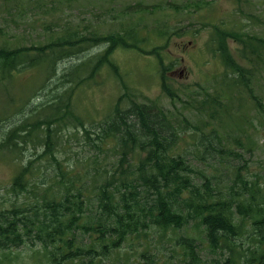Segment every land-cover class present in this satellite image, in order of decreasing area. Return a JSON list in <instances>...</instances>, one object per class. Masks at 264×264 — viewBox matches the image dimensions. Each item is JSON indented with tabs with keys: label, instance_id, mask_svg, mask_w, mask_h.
Masks as SVG:
<instances>
[{
	"label": "trees",
	"instance_id": "trees-1",
	"mask_svg": "<svg viewBox=\"0 0 264 264\" xmlns=\"http://www.w3.org/2000/svg\"><path fill=\"white\" fill-rule=\"evenodd\" d=\"M238 5L241 19L212 25L211 43L224 63V79L221 88L205 89L196 100L208 119L193 126L188 135L193 142L157 103L132 101L123 107L119 100L90 126L72 108L74 90L100 68L108 65L122 77L112 60L119 48L155 54L163 90L172 102L178 97L162 46H145L151 35L142 33L149 28L139 22L108 34L66 30L46 45L0 46L3 86L26 68L45 69L51 79L59 62L78 60L69 61L57 78L70 82L71 89L59 92L55 86L60 90L34 107L30 97L21 105L9 101L19 114L30 109L17 124L0 109V151L13 153L35 137L43 148L5 187L7 197L0 195V256L6 259L8 250L30 245L44 250L47 264H264V175L253 173L235 149L244 147L241 136L220 130L229 101L239 100L240 91L264 112L252 86L264 66V36L248 30L261 17ZM155 32L169 37L160 26ZM94 46L101 47L99 53L88 52ZM2 100L0 108H6ZM73 135L79 149L68 150L63 142ZM134 242L147 247L136 258L129 253Z\"/></svg>",
	"mask_w": 264,
	"mask_h": 264
},
{
	"label": "rangeland",
	"instance_id": "rangeland-1",
	"mask_svg": "<svg viewBox=\"0 0 264 264\" xmlns=\"http://www.w3.org/2000/svg\"><path fill=\"white\" fill-rule=\"evenodd\" d=\"M238 4L261 17L259 25H253L257 22L251 23L248 30L264 36V0H0V46L4 42L10 48L46 45L63 36L66 30L72 33L77 30L79 34L85 35H90L94 30L108 34L139 22L138 26L149 28L147 31L143 29L142 33L151 35L145 46L148 49L162 46L164 62L169 66L166 73L178 97L172 102L163 90L161 64L155 54L119 48L112 60L119 65L122 77L108 65L100 68L94 79L74 90L72 108L90 126L111 111L119 100L123 107L129 106L132 101L157 103L170 114L175 124L186 128L183 129L187 130L184 136L190 139L188 135L193 134V126L202 127L208 119V115L196 108V100L201 99L206 91L221 88L224 79V63L211 43L212 25L222 20L229 25L241 19L237 15L239 12L235 13ZM245 23H248L246 19ZM158 26L169 31V37L159 36L155 32ZM232 47H235L234 54L238 56V46L232 44ZM100 49L94 46L88 52L97 54ZM81 56L84 57L81 54L79 58ZM69 61L78 60L73 58ZM69 61L59 62L57 74L51 79L45 69L40 71L34 66L13 73L10 84L0 85V99H3L2 103L6 107L0 109H7V113L12 114V121L17 120L16 124L20 122L30 111L29 107L50 100V96L60 90L58 87H61L59 92H63L72 85L57 79L69 66ZM252 86L264 106V66L259 68ZM238 96V102L232 104L233 101H229L230 109L224 114V128L220 130L226 136H241L244 147L236 146L235 149L244 154L246 160L243 162L253 173L264 175V112H258L247 92L240 91ZM29 97V107L21 114L17 113L15 105H21ZM10 100H14L15 105ZM237 104H242L241 108H236ZM228 141L231 145L235 144L232 138H228ZM77 142L76 135H73L63 143L65 147L68 146V150L69 146L77 150ZM20 148L13 153L0 151V195L7 197L5 187L20 167L43 151L38 137L34 141L20 143ZM75 161L77 159L74 157ZM157 241L155 238L152 243ZM131 246L133 249L129 247V253L133 252L134 258L147 248L140 242H134ZM165 252L168 253L167 250ZM6 254V259L0 256L2 264H47L44 250L39 246L23 245L8 250ZM168 254L170 256L172 252Z\"/></svg>",
	"mask_w": 264,
	"mask_h": 264
}]
</instances>
